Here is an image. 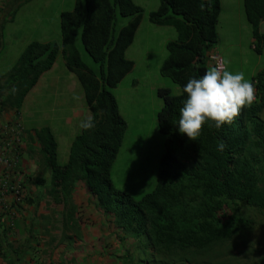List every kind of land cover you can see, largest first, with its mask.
Here are the masks:
<instances>
[{
	"label": "trees",
	"instance_id": "obj_1",
	"mask_svg": "<svg viewBox=\"0 0 264 264\" xmlns=\"http://www.w3.org/2000/svg\"><path fill=\"white\" fill-rule=\"evenodd\" d=\"M201 4L205 5L203 10ZM244 6L255 50L260 53L264 0H244ZM221 9V0H161L150 14L152 22L177 28L178 38L167 43L169 55L160 71L182 89L189 78H200L209 68V52L218 41ZM119 14L131 17L121 27ZM142 18L143 8L134 0H76L72 10L61 13L60 43L35 40L25 47L0 83V104L2 109L20 110L41 74L53 67L63 51L67 67L83 85L95 127L82 129L75 137L65 164L58 160V142L51 128L44 126L37 131L40 152L52 174L54 199L61 196L72 209V191L76 182L83 180L126 235L143 237L152 257L140 262L155 264L169 256L170 263H174L172 259L191 261L189 253L208 252L222 241L247 233L253 221L243 215L230 216L226 212L229 205L243 203L264 215V68L251 79L254 103L244 107L231 125L217 129L209 127L214 122L207 121L198 140L179 132V109L186 94L159 89L164 104L158 112V124L167 136L166 151L157 185L135 199L118 189L112 179V167L128 127L113 88L134 66L126 50ZM79 34L88 53L100 64L98 73L82 61L76 47ZM221 141L226 148L218 152ZM39 183L45 184V178ZM68 207L66 223L72 221L76 230L78 222Z\"/></svg>",
	"mask_w": 264,
	"mask_h": 264
},
{
	"label": "rangeland",
	"instance_id": "obj_2",
	"mask_svg": "<svg viewBox=\"0 0 264 264\" xmlns=\"http://www.w3.org/2000/svg\"><path fill=\"white\" fill-rule=\"evenodd\" d=\"M75 1L24 0L12 11V20L6 22L0 49V72H8L17 62L19 53L32 41L48 39L60 43L61 13L64 10H72ZM135 2L142 5L144 23L126 55L135 61V66L120 83L118 90H115L120 100L121 114L128 127L112 167V179L118 189L127 191L135 199H140L157 185L161 158L166 151L167 136L160 131L158 124V112L163 107L164 100L158 91L160 88H169L172 94L177 95L182 92V88L161 73V61L168 50L161 40L162 37L150 32V26L154 25L151 23L150 14L158 9L161 0ZM221 7L217 23L218 41L209 52V66L214 64L211 57L219 54L227 70L233 73L243 72L245 78L251 81L252 76L264 68V44L263 51L258 53L255 50L256 40L252 25L246 16L244 0H221ZM130 18L119 14L118 27L126 25ZM260 32L264 34V20L261 22ZM164 36L172 37L169 33ZM76 47L82 61L91 71L98 73L100 64L86 50L81 34L77 36ZM69 74L71 73L64 63L63 55L60 54L55 69L45 75L43 85L41 83L38 91L36 89L30 94L22 108L25 125H53L57 129L58 137L63 136L59 138L58 158L62 164L69 156L71 143L76 135L81 133L80 122L87 114L86 111H82L78 116L75 113L83 91L80 87V91L76 89L70 92V80L65 76ZM49 78L57 84V89L48 88ZM54 94L57 96L52 97ZM56 100L60 103H56ZM44 166L47 169L45 163ZM40 176L36 173L34 180L37 181L36 186L41 187V203L38 202L37 205L34 203L37 200L32 197L28 198V202L36 204V214L41 204L46 209L42 210L39 222L33 224L36 237L29 247V255L24 257V263L145 264L140 261L151 259L143 237L126 235L117 226L114 216L104 210L96 195L87 188L85 181L76 182L72 191L71 209L64 204L61 196L54 199L51 192L52 176L45 178V184L39 183L40 178H44L43 175ZM67 207L73 210L79 224L76 225L77 230L72 231L73 242L64 249L66 232L61 218L65 216ZM226 212L230 216L238 214L251 219L253 222L247 233L222 241L208 252L196 255L189 253L191 261L172 259L174 263H170L169 256L161 257L154 263L264 264V215L255 207L243 203L229 205ZM50 230L56 235L52 242L47 240L45 233ZM76 234L78 235L74 236Z\"/></svg>",
	"mask_w": 264,
	"mask_h": 264
},
{
	"label": "crops",
	"instance_id": "obj_3",
	"mask_svg": "<svg viewBox=\"0 0 264 264\" xmlns=\"http://www.w3.org/2000/svg\"><path fill=\"white\" fill-rule=\"evenodd\" d=\"M23 1L24 0H0V49L2 47V41L4 40V32L6 31V24H7L6 22L8 20H12L11 19V12L15 11L16 8ZM138 5H140L142 7L141 4H138ZM143 23H144V17L142 18V21H141V23L137 29L133 43L126 50V55H127V51L135 43L137 34L139 33L140 29L142 28ZM151 23L154 25L150 26V32L151 33L153 32L155 34H159L162 37L161 40L163 41V44H164V46H166V48H167V43L169 41L176 40L178 38V31H177V28L175 26H173V25H161V24L154 23L152 21H151ZM168 33L171 34V36H172L171 38L164 36ZM61 36H62V34H61ZM61 41H62V39H61ZM41 42H50V40L46 39L45 41H41ZM21 53H19V56L16 58V60L19 59ZM60 54L63 55L64 63L67 67L64 52L61 51L59 53V55ZM168 55H169V51H167L166 56L161 61V65L163 64V62L165 61V59L167 58ZM57 59H58V57H57ZM57 59H56L54 65L51 69H49V70H47L41 74V76L39 77V80L37 81L35 86L26 95L20 110H17L15 108L2 109L1 104H0V127L5 125L8 122L16 121V120L20 121L24 126L25 134H24V138L22 141V157H21L20 162H18V164H16L12 168L13 172L10 174V178H12L13 180L20 181V182L24 183L25 188H26V194L24 197L19 198V197L15 196L14 194L10 193V194H6L2 198H0V264H26L23 262L24 257L26 255H29V250H30L29 247L31 246V242L36 237L35 233H34L35 226L33 227V224L39 222L40 215L43 212L42 210L46 209V207H43L44 205L41 204V206L38 210V213L36 214V211H35V209L37 207L36 204H30L28 202V198H30V197H32L34 200H37V202H34V203H37V205H38V202L41 201V199H40L41 187L40 188L37 187L36 186L37 181L34 180V176L36 175V173L39 176L41 175L40 177H42V175H43L44 178H46L47 176H52V174L48 170V168L46 169L44 166V160H43L42 154L40 152L42 144H41V141H40V138H39L37 131L44 126H48L51 128V130L53 131V133L57 139V142H58V158H59V150H60L59 138L63 137V136L60 135L58 137L57 129H55V127L53 125H44L43 124V125H37L35 127L34 126L30 127V126L25 125L23 123L24 122V115H23L22 108L24 107V105H26L30 94L33 93L36 89L38 91L39 85L41 83L43 85V80H44L45 75L47 73L53 71V69H55ZM128 59L132 60L134 62V66H135V61L131 58H128ZM134 66H133V68H134ZM11 68H12V66H11ZM160 68H161V66H160ZM10 69H9V71H10ZM67 69L71 73L69 75H65V76H68V78H69L67 80H70V84H71L69 86L70 90H71L70 92H73L76 89H79V91H80V87H82L81 89L83 91L80 94V100H79L80 105L76 108L75 113L78 116L82 111H86V113H87L86 117L89 115L92 116V112L89 113L90 109L86 103L85 90L83 88L82 83L80 82V80L77 77L75 72L71 71L68 67H67ZM9 71L8 72H0V83L5 81ZM123 79L121 80V82L123 81ZM120 83L115 88H113L114 94H115V90H118ZM48 88H50L51 90L57 89V84L54 82V80L50 79ZM53 96H57V94L52 95V97ZM116 97H117V100H118L119 105H120V100H119L117 95H116ZM56 103H60V101L56 100ZM71 145H72V143H71ZM68 159H69V156L66 157V162L68 161ZM66 162H64L63 164H65ZM1 178H2V172H0V179ZM62 214H63V212H62ZM61 219H62L63 224L65 225L64 231L66 232V235L64 236V240H65L64 249H67L70 246L69 243L70 242L72 243L74 240L72 238V236H73L72 231L74 230L73 222L70 221L67 224L66 219L64 218V215ZM74 220L77 222V216L76 215H75ZM49 223H50V221H49ZM40 231H42L41 227H40ZM52 232H53L52 230H50L49 232L48 231L45 232L48 236L47 240L49 242H52V240L56 239L55 238L56 235L52 234ZM77 235L78 234H76L74 236H77ZM42 237H44V236H42ZM46 243L48 244V242H45V244ZM49 244H51V243H49ZM54 248H57V247L54 246Z\"/></svg>",
	"mask_w": 264,
	"mask_h": 264
},
{
	"label": "clouds",
	"instance_id": "obj_4",
	"mask_svg": "<svg viewBox=\"0 0 264 264\" xmlns=\"http://www.w3.org/2000/svg\"><path fill=\"white\" fill-rule=\"evenodd\" d=\"M200 7L203 10L205 5ZM182 92L186 98L179 109V132L191 140H198L207 121L214 122L209 127L217 129L231 125L241 110L251 106L256 99L255 87L245 78V73H233L219 61L210 65L200 78H189ZM80 127L84 130L94 128V117L87 116L80 122ZM225 148L223 141L218 143V152Z\"/></svg>",
	"mask_w": 264,
	"mask_h": 264
},
{
	"label": "built area",
	"instance_id": "obj_5",
	"mask_svg": "<svg viewBox=\"0 0 264 264\" xmlns=\"http://www.w3.org/2000/svg\"><path fill=\"white\" fill-rule=\"evenodd\" d=\"M211 58L213 63L219 61L224 64L223 58L219 54H215ZM24 134V126L18 120L8 122L0 127V172H2L0 198L10 193L19 198L26 194L23 183L10 178V174L13 172L12 168L20 162L22 157Z\"/></svg>",
	"mask_w": 264,
	"mask_h": 264
}]
</instances>
